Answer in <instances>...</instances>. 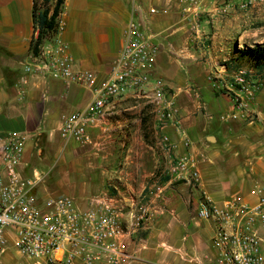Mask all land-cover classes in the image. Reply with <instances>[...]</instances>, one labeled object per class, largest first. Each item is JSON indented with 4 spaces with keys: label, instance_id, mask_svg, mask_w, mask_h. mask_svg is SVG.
Here are the masks:
<instances>
[{
    "label": "crops",
    "instance_id": "crops-1",
    "mask_svg": "<svg viewBox=\"0 0 264 264\" xmlns=\"http://www.w3.org/2000/svg\"><path fill=\"white\" fill-rule=\"evenodd\" d=\"M195 2L64 0L53 39L67 46L75 70L93 71L103 79L128 21L141 23L158 46L152 77L163 81L179 108L177 124L162 133L177 143L174 154H188L195 161L201 184L192 187L172 180L167 172L168 153L160 143L151 91L145 96L127 91L110 100L90 130V146L66 142L59 135L62 118L83 110L91 100L86 88L33 76L20 100L17 83L35 32L34 0H0V135L13 130L27 135L20 170L29 178L38 175L40 183L46 172L40 176L30 168L32 152H57L60 158L52 164L59 165L72 157L75 178L60 176L50 187L55 195L86 204L108 191L125 207L126 223L133 204L149 203L148 229L125 239L134 256L130 264H207L194 259L213 253V224L196 217L199 198L254 206L257 196L251 191L264 192V77L259 76L262 83L250 107L253 122L221 119L233 110V47L248 39L249 46L264 43V5L243 12L239 0ZM257 230L264 253V224Z\"/></svg>",
    "mask_w": 264,
    "mask_h": 264
},
{
    "label": "built area",
    "instance_id": "built-area-1",
    "mask_svg": "<svg viewBox=\"0 0 264 264\" xmlns=\"http://www.w3.org/2000/svg\"><path fill=\"white\" fill-rule=\"evenodd\" d=\"M35 1L40 6L43 0ZM191 1L195 6V0ZM256 4H264V0H239L238 9L247 11ZM149 12L155 13V9ZM157 52L158 46L145 34L141 23L131 18L109 72L99 79L93 71L74 69L63 42H46L38 56L30 54L24 64L17 83L18 97L24 98L33 76L89 90L91 100L83 110L62 118L59 135L66 142L90 146V130L104 116L110 100L127 91L142 96L151 91L160 143L168 153L167 172L172 180L197 187L201 179L195 161L188 154H174L177 143L162 133L177 124L179 108L163 81L152 77ZM231 79L233 110L221 119L253 122L250 107L261 85L260 77L252 69L241 67L232 72ZM193 94L198 97L195 89ZM26 138L25 133L15 130L0 135V264H8L12 257L22 258L27 264H130L134 256L125 239L148 229L150 204H133L126 223L125 207L108 191L92 196L86 204L65 194L38 195L39 176L29 178L20 170ZM251 193L257 196L254 206L236 200L218 205L199 198L196 217L213 224V253L195 260L207 264H264L263 240L257 230L259 224H264V192L253 189Z\"/></svg>",
    "mask_w": 264,
    "mask_h": 264
},
{
    "label": "trees",
    "instance_id": "trees-1",
    "mask_svg": "<svg viewBox=\"0 0 264 264\" xmlns=\"http://www.w3.org/2000/svg\"><path fill=\"white\" fill-rule=\"evenodd\" d=\"M64 0H43L38 6L34 0L32 20L36 36H33L29 44V53L38 56L40 47L51 42L58 30V17L62 11ZM52 10V13L50 14ZM230 69L236 70L241 67L252 69L256 75L264 77V43H255L251 46L243 45L242 48H233V55L229 60Z\"/></svg>",
    "mask_w": 264,
    "mask_h": 264
},
{
    "label": "rangeland",
    "instance_id": "rangeland-1",
    "mask_svg": "<svg viewBox=\"0 0 264 264\" xmlns=\"http://www.w3.org/2000/svg\"><path fill=\"white\" fill-rule=\"evenodd\" d=\"M257 5H264V4H256L255 6ZM248 41L249 39L245 40L246 44H243L242 42L239 41L235 47L242 48L243 45H249ZM260 82L262 83V79H260ZM57 156H59L60 158V154H57V152H32V155L30 158L31 164L29 165L30 168L37 169V172L38 174H40V176H42V174L46 172V174L44 175L45 181L39 184L38 191H37L38 195H42L46 193L53 194L52 192L53 189L50 187H52L56 183V180H59L58 178L60 176L62 177L63 174L64 176L65 175H67V177L69 176L71 179L75 178L74 171L70 169V168H73L74 166L73 165L71 166V164H69V162L72 163V161H69V160H72L71 159L72 157L66 158V161L61 160L60 164H62V162H65L66 163L65 165L52 164L53 160L58 159ZM44 158H46L45 160L48 161L49 165L44 164ZM48 158L50 161L48 160ZM47 181H52V183L48 184ZM12 258H10L9 261L7 260L8 264H27V262L22 258H19V257H14V259Z\"/></svg>",
    "mask_w": 264,
    "mask_h": 264
},
{
    "label": "water",
    "instance_id": "water-1",
    "mask_svg": "<svg viewBox=\"0 0 264 264\" xmlns=\"http://www.w3.org/2000/svg\"><path fill=\"white\" fill-rule=\"evenodd\" d=\"M53 4H55L57 2V0H52ZM52 13V10L50 12V14Z\"/></svg>",
    "mask_w": 264,
    "mask_h": 264
}]
</instances>
